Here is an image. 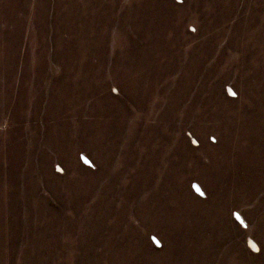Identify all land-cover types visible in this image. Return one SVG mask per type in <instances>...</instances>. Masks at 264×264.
I'll list each match as a JSON object with an SVG mask.
<instances>
[{
    "label": "rangeland",
    "instance_id": "374dc122",
    "mask_svg": "<svg viewBox=\"0 0 264 264\" xmlns=\"http://www.w3.org/2000/svg\"><path fill=\"white\" fill-rule=\"evenodd\" d=\"M0 264H264V0H0Z\"/></svg>",
    "mask_w": 264,
    "mask_h": 264
},
{
    "label": "bare ground",
    "instance_id": "6f19581e",
    "mask_svg": "<svg viewBox=\"0 0 264 264\" xmlns=\"http://www.w3.org/2000/svg\"><path fill=\"white\" fill-rule=\"evenodd\" d=\"M45 85V84H44ZM47 110V109H46ZM13 181V180H12ZM52 185V184H51ZM37 192V191H36ZM158 200V199H157ZM162 207V206H161ZM123 239V238H122ZM133 240V239H132ZM132 244V243H131ZM136 245V244H135ZM143 246V245H142ZM141 246V247H142ZM130 249V248H129ZM133 252V251H132ZM131 259V258H130ZM133 259V258H132ZM142 262V261H141ZM129 263V262H128ZM209 263V262H208Z\"/></svg>",
    "mask_w": 264,
    "mask_h": 264
}]
</instances>
